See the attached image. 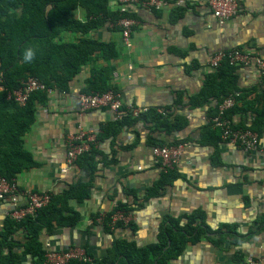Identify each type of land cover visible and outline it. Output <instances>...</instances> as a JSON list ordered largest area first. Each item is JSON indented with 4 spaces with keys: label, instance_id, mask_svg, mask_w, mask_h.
Instances as JSON below:
<instances>
[{
    "label": "crops",
    "instance_id": "1",
    "mask_svg": "<svg viewBox=\"0 0 264 264\" xmlns=\"http://www.w3.org/2000/svg\"><path fill=\"white\" fill-rule=\"evenodd\" d=\"M165 1L158 10L128 8L127 14L137 21L131 47L112 25L89 32L86 36L112 42L115 55L93 53L66 93L53 88L44 103L35 104L34 120L23 137L35 164L17 173L16 194L0 198V230L15 203L27 205L25 193L58 194L84 176L76 165L68 164V138L80 130L94 131L97 138L116 119L108 107L82 109L79 103L78 93L93 75L100 74L105 84L120 93L125 109L142 110L134 118L156 111L167 117L171 130H156L150 118L117 132L107 127L112 133L96 139L94 145L98 171L92 196L82 203L70 201L81 214L80 222L74 227L56 226L51 234L44 230L45 248L79 246L102 259L116 237L140 246L153 244L168 217L185 225L192 216L195 225L212 232L189 242L171 264H244L247 258L264 264V119L258 123L260 131L256 130L260 147L247 152L208 127L210 110L217 105L213 97L193 105L214 72L209 60L219 50L235 47L264 58V0H238L239 14L224 23L214 16L210 0ZM108 6L118 10L114 0ZM75 17L84 21L85 10L77 9ZM78 36L85 35L64 34L67 40ZM234 75L242 99L231 108L235 110L231 121L236 128L251 129L258 114L264 115L262 74L256 65H249L236 67ZM178 117L184 127L175 129ZM152 139L178 142L184 148L173 182L146 200L148 190L165 173L152 153ZM121 203L134 205L128 213L134 229L127 224L112 235L98 220ZM19 264H33V259L22 256Z\"/></svg>",
    "mask_w": 264,
    "mask_h": 264
},
{
    "label": "trees",
    "instance_id": "2",
    "mask_svg": "<svg viewBox=\"0 0 264 264\" xmlns=\"http://www.w3.org/2000/svg\"><path fill=\"white\" fill-rule=\"evenodd\" d=\"M108 2L109 0H0V83L4 86L0 90V177L13 182L17 173L35 164L30 152L24 148L23 137L34 120L35 104L44 103L48 98L47 91H35L24 105H20L8 97L9 91L18 89L22 81L32 75L51 89L67 92L69 82L83 64L92 58L93 53L98 52L107 58L115 55L112 42L86 36L105 25L118 29L116 23L120 18L131 17L118 10L111 11ZM79 8L85 10L84 21L75 17ZM67 33L85 36L67 40L64 38ZM26 47L36 50V57L31 63H24L22 59ZM235 69L236 67L222 63L207 77L201 95L193 102V105L203 104L213 97L217 105L210 110V119L217 114L218 107L225 98L232 95L237 102L242 99L235 84ZM107 90L117 89L105 84L104 78L97 74L87 81L82 92L102 93ZM234 113L235 110L231 109L226 115L231 120ZM149 118L154 121L156 130L170 132L167 117L156 111L134 118L126 110L107 127H112L113 132H117L138 121L147 122ZM262 119L264 115L258 114L256 125L251 129L260 131L258 123ZM176 121L178 123L174 125L175 129L184 127L181 117ZM107 127L97 135V140L112 133L106 130ZM208 127L219 131L221 137L220 129L214 127L212 121ZM177 144L180 143L151 141L152 148ZM97 151L92 146L90 151L78 157L75 164L84 176L79 177L63 192L52 193L51 200L45 207L21 220H15L11 216L5 220L0 230V264H19L22 256L32 258L33 264H45L46 248L41 240L42 232L45 230L51 234L56 226L78 225L81 214L71 206L70 201L82 203L91 198L94 177L98 171ZM174 173L175 170L165 172L159 182L148 190L145 199L159 195L165 185L173 182ZM133 209L134 205L119 204L104 217L102 226L105 231L113 235L117 229L124 228L120 222L112 228L111 218L117 212L128 214ZM190 218L182 225L181 220L168 217L160 229L156 243L140 246L135 241L116 237L102 259L88 251L93 263L76 260L69 264H171V261L182 255L189 242L196 243L203 235L212 232L208 227L195 225V218ZM127 227L134 229V224L129 223Z\"/></svg>",
    "mask_w": 264,
    "mask_h": 264
},
{
    "label": "built area",
    "instance_id": "3",
    "mask_svg": "<svg viewBox=\"0 0 264 264\" xmlns=\"http://www.w3.org/2000/svg\"><path fill=\"white\" fill-rule=\"evenodd\" d=\"M120 13H127L128 8L140 7L144 10H158L166 5L165 0H114ZM210 7L214 16L224 23L231 18L236 17L240 12V4L238 0H210ZM137 21L131 17L120 18L116 26L119 28L123 43L127 47L132 46V34ZM222 63H227L232 67H241L256 65L262 74V91L264 92V58L258 54L246 52L240 48L221 49L215 53L209 60V66L212 70L217 69ZM1 80V78H0ZM4 86L0 83V90ZM50 92L51 88L36 76H28L22 81L18 89L9 91L8 97L15 100L18 104L24 105L29 96L35 91ZM66 93V92H63ZM78 100L82 109H93L98 107H108L118 117L126 110L131 115L138 116L142 110L138 108L124 109L120 93L115 90H107L102 93H78ZM237 101L233 96L225 98L220 104L217 114L211 119L214 127L220 129L221 138L231 144L239 145L247 152L255 151L260 147L261 136L258 132L248 128H236L232 121L227 117V112L236 105ZM96 143V134L94 131H82L70 136L67 140V161L69 166H75L80 155L92 149ZM184 144L172 146L153 147L152 153L162 164L165 172L175 170L179 164ZM18 192L15 181L9 182L6 178L0 177V198L7 195H14ZM28 203L25 206H19L15 203V209L10 216L15 220H21L28 215H34L37 210L45 207L51 200V194L47 192L25 193ZM14 201L15 198H13ZM104 218L98 221L103 223ZM131 216L124 212H117L111 218L110 226L113 228L117 222L123 225L129 224ZM83 261L93 263L89 252L82 247L73 246L64 250H56L47 248L45 255V264H69L73 261ZM244 264H257L251 258H247Z\"/></svg>",
    "mask_w": 264,
    "mask_h": 264
},
{
    "label": "clouds",
    "instance_id": "4",
    "mask_svg": "<svg viewBox=\"0 0 264 264\" xmlns=\"http://www.w3.org/2000/svg\"><path fill=\"white\" fill-rule=\"evenodd\" d=\"M36 57V50L32 47H26L23 51V62L24 63H31Z\"/></svg>",
    "mask_w": 264,
    "mask_h": 264
}]
</instances>
